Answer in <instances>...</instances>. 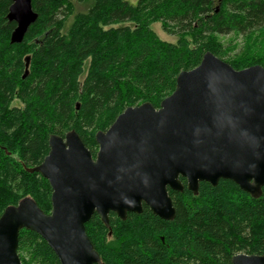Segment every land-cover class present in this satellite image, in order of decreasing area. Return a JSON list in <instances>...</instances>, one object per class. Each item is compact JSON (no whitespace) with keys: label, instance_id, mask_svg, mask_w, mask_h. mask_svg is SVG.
Masks as SVG:
<instances>
[{"label":"trees","instance_id":"obj_1","mask_svg":"<svg viewBox=\"0 0 264 264\" xmlns=\"http://www.w3.org/2000/svg\"><path fill=\"white\" fill-rule=\"evenodd\" d=\"M11 0H0V215L23 198L51 211V188L29 172L48 153L51 135L74 131L95 158L94 135L129 107L155 109L177 75L206 52L239 71L264 68V55L230 56L218 37L264 28V0H32L37 15L19 44L10 43ZM160 24L175 43L151 29ZM17 102L19 105H14ZM167 190L175 217L140 214L108 228L93 214L85 232L101 264H231L237 254L264 256V187L251 198L229 180L202 182L194 195ZM21 264H59L36 233L21 230Z\"/></svg>","mask_w":264,"mask_h":264},{"label":"water","instance_id":"obj_2","mask_svg":"<svg viewBox=\"0 0 264 264\" xmlns=\"http://www.w3.org/2000/svg\"><path fill=\"white\" fill-rule=\"evenodd\" d=\"M32 0H11L7 20L15 23L11 44H19L37 15ZM95 158L70 131L48 138V153L29 172L51 188V211L29 198L0 215V264H21L18 234L39 235L59 264H101L85 232L97 214L125 220L145 205L165 221L175 217L167 190L182 192L179 178L194 195L199 183L215 187L229 180L251 198L264 187V68L236 71L206 52L199 65L180 72L174 91L159 108L129 107L105 132L94 135ZM231 264H264V256L237 254Z\"/></svg>","mask_w":264,"mask_h":264},{"label":"rangeland","instance_id":"obj_3","mask_svg":"<svg viewBox=\"0 0 264 264\" xmlns=\"http://www.w3.org/2000/svg\"><path fill=\"white\" fill-rule=\"evenodd\" d=\"M130 4H136L138 0H126ZM150 29L163 41L175 43L176 37L167 35L160 24L155 23ZM220 43L227 48L230 56H239L242 53H249L256 56L264 55V28L254 30L248 34L231 33L218 37ZM14 105H19L17 102Z\"/></svg>","mask_w":264,"mask_h":264}]
</instances>
